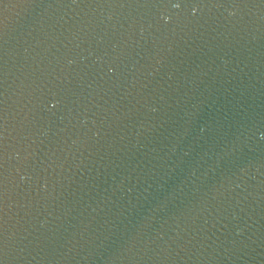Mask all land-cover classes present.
Instances as JSON below:
<instances>
[{"label": "water", "instance_id": "95a60500", "mask_svg": "<svg viewBox=\"0 0 264 264\" xmlns=\"http://www.w3.org/2000/svg\"><path fill=\"white\" fill-rule=\"evenodd\" d=\"M0 264H264V0H0Z\"/></svg>", "mask_w": 264, "mask_h": 264}]
</instances>
